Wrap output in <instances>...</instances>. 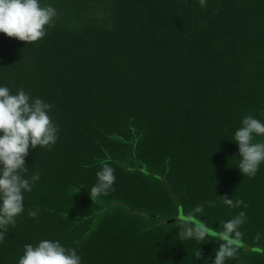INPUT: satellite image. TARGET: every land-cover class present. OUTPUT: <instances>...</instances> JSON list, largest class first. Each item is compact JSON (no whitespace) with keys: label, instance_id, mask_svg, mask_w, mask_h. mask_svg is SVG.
Masks as SVG:
<instances>
[{"label":"trees","instance_id":"trees-1","mask_svg":"<svg viewBox=\"0 0 264 264\" xmlns=\"http://www.w3.org/2000/svg\"><path fill=\"white\" fill-rule=\"evenodd\" d=\"M40 4L57 11L43 38L0 33V85L51 104L58 139L29 149L28 175L40 178L2 230L0 264L44 239L75 248L82 264H203L219 242L198 245L195 260L197 242L178 237L196 205L213 229L245 211L227 264H264V164L243 176L231 140L244 116L264 120V0ZM103 163L115 182L91 197Z\"/></svg>","mask_w":264,"mask_h":264},{"label":"clouds","instance_id":"clouds-1","mask_svg":"<svg viewBox=\"0 0 264 264\" xmlns=\"http://www.w3.org/2000/svg\"><path fill=\"white\" fill-rule=\"evenodd\" d=\"M204 7L206 0H199ZM57 11L51 6H41L40 0H0V33L14 37L31 45L43 38L46 26H50ZM52 105L39 97H32L20 89L15 94L6 86L0 85V236L5 226L15 224L16 218L24 212V194L31 192L39 181V173L28 175L29 167L25 158L29 149L51 148L58 139V127L49 112ZM256 137H264V120L244 116L241 126L231 139L238 147L239 159L236 166L243 176H255L264 164V141L254 142ZM115 170L103 163L96 172V182L89 189L91 197L107 195L115 182ZM229 208H246L243 201H233L227 196L219 197ZM214 206L213 201L206 202ZM204 205H196L180 216L178 237L180 240H194L197 248L195 260L202 255L198 245L211 240L219 242L214 250L215 258H205L203 264H227L236 259L243 246V233L240 228L246 220L245 211H239L231 219L219 223L218 229L202 222ZM38 211L29 210L28 215L38 217ZM260 234L254 237L259 240ZM18 264H82L75 248H67L58 240L44 239L35 246L25 244Z\"/></svg>","mask_w":264,"mask_h":264}]
</instances>
